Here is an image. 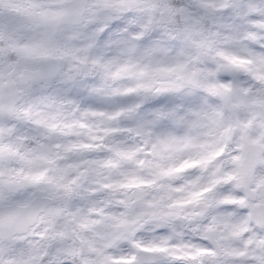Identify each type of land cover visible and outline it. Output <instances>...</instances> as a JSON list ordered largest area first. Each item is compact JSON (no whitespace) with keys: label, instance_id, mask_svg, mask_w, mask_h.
Instances as JSON below:
<instances>
[{"label":"snow or ice","instance_id":"6c2138e0","mask_svg":"<svg viewBox=\"0 0 264 264\" xmlns=\"http://www.w3.org/2000/svg\"><path fill=\"white\" fill-rule=\"evenodd\" d=\"M141 5L167 14L129 36L125 14ZM237 6L236 0H0V16L8 17L0 20V121L15 125L7 133L0 128V264H36L39 254V264H264V194L217 198L219 186L233 180L246 190L254 182L264 187L254 177L264 164V135L250 134V122L234 118L246 105L230 77L207 88L219 105L185 109L169 99L160 107L164 101L152 97L167 99L198 81L184 62L154 63L165 50L158 41L139 51L157 29L170 41L211 50L219 35L213 27L237 31L228 24ZM111 45L127 59L89 58ZM218 55L237 68L250 63ZM124 80L132 83L112 88ZM108 92L114 101L97 100ZM254 115L264 121V111ZM226 155L230 171L223 170ZM192 169L206 179L171 182ZM237 206L238 221L227 215ZM214 207L226 214H210ZM21 234L27 245L18 242ZM117 235L130 238L128 249L107 255ZM230 238L241 246L229 247Z\"/></svg>","mask_w":264,"mask_h":264},{"label":"clouds","instance_id":"9594fccd","mask_svg":"<svg viewBox=\"0 0 264 264\" xmlns=\"http://www.w3.org/2000/svg\"><path fill=\"white\" fill-rule=\"evenodd\" d=\"M41 3H46L47 0H40ZM190 2V0H186ZM237 7L233 8L232 16L228 19L229 25H235L237 31L230 32L223 26L213 27L211 29L214 33H219L215 37L216 43L213 48L208 51H201L195 46H189L187 43L177 40L175 42L168 40L163 36V30L157 29L159 35L151 36L147 43L143 44L139 51L142 52L146 48H152L158 41L159 46L165 49L162 52H157L152 60L154 63L169 64L175 61L184 62L187 65L188 72L192 74L198 81L197 85L185 84L177 91L165 96L152 97L153 102L164 101L160 103V107H165L169 99L173 102V106L177 108H196L205 107L208 105H219L221 103L218 97L212 96L207 88L212 84H220L224 81L221 77L228 76L227 81L231 85L232 92L242 100L246 106L238 107L234 113V118L241 119L245 122H250V134L254 136L264 135V121L257 119L254 113L264 111V79H256L257 75H264V0H236ZM231 7V2L230 5ZM35 11H39L37 8ZM167 10H156L146 8L141 5L133 9L128 16L126 28L130 31L128 35L131 36L135 32L144 31L143 25L153 23L157 16H165ZM6 15L0 16V20H7ZM184 23L183 18L181 20ZM42 31V29H41ZM139 43V42H135ZM78 46H83L81 41H77ZM179 44L180 47H176ZM224 52L233 56L250 61L244 68H237L229 64L218 53ZM89 58L93 56H103L105 59H110L114 56H120L122 59L127 57L114 45L104 47L98 50H93L88 53ZM67 68V63L65 64ZM99 80V77H96ZM131 81H116L112 84V88H121L125 85L131 84ZM116 97L113 93L108 92L97 97L99 102H111ZM194 99L199 101V105L192 103ZM15 125H9L4 121H0V128L4 129L5 133ZM7 138V137H5ZM234 147V145L232 146ZM187 156L181 157L185 159ZM223 170L230 171L233 165L226 155L223 158ZM129 171H136L138 175L147 177L146 171L137 169H128ZM201 178V182L207 177V173L200 169H192L187 173L174 178L171 182L174 185H184L190 183L197 178ZM255 181L258 182L264 179V164L260 165L258 170L254 172ZM255 190L257 195L264 194V187L256 188V183L250 184L246 190L243 187H237V181L233 180L227 184H222L217 190V198H222L225 194H230L236 198H248ZM30 193H22V196ZM239 207L237 206L231 213H227L233 219L239 220ZM210 214L217 216L224 215V210L220 207L210 209ZM40 230V229H37ZM104 231H115L113 229H103ZM87 238H92V233H84ZM129 237L115 236L112 241V246L106 249L107 255H118L122 251L128 249ZM18 242L27 245V239L24 234L17 237ZM64 245H68L70 241L62 240ZM225 243L229 247H239L240 241L236 239H229ZM87 254V253H85ZM39 254L36 259V264H39Z\"/></svg>","mask_w":264,"mask_h":264}]
</instances>
